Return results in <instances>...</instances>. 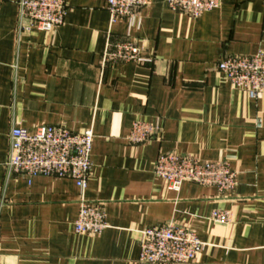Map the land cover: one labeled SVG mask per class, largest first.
I'll return each instance as SVG.
<instances>
[{
    "label": "crops",
    "instance_id": "crops-1",
    "mask_svg": "<svg viewBox=\"0 0 264 264\" xmlns=\"http://www.w3.org/2000/svg\"><path fill=\"white\" fill-rule=\"evenodd\" d=\"M64 24L29 31L18 0H0V264H140L141 232L175 224L206 244L191 264H264V94L251 99L219 71L227 56L264 53V0H222L193 19L151 0L111 23L104 0H65ZM146 43V65L103 66L108 42ZM135 122L157 129L133 145ZM92 130L84 197L109 228L76 234L81 191L70 179L25 178L7 163L14 128ZM162 154L224 162L235 190L155 174ZM216 211L229 223H214Z\"/></svg>",
    "mask_w": 264,
    "mask_h": 264
},
{
    "label": "built area",
    "instance_id": "built-area-1",
    "mask_svg": "<svg viewBox=\"0 0 264 264\" xmlns=\"http://www.w3.org/2000/svg\"><path fill=\"white\" fill-rule=\"evenodd\" d=\"M112 24L122 20L133 23L140 11L151 0H104ZM174 13L198 19L217 11L222 0H165ZM20 18L26 21L29 31L50 33L64 24L65 0H18ZM145 42L120 40L108 42L103 54V66L120 63L146 65L151 62L144 56ZM219 71L229 84L245 91L251 99L264 94V53L253 56H227L218 64ZM157 129L148 123L135 122L128 138L133 145H143L154 139ZM95 135L92 130L81 133L63 127H43L35 132L14 128L10 135V152L7 167L10 173L25 178H54L73 180L81 191V207L75 231L80 236H100L108 228L105 213L84 194L92 174V150ZM155 174L167 189L180 191L185 183L215 187L221 193L235 190L237 174L224 162H202L192 156L162 154L158 157ZM214 223L226 225L229 215L213 213ZM206 244L195 231L167 224L141 232L140 264H191L203 253Z\"/></svg>",
    "mask_w": 264,
    "mask_h": 264
}]
</instances>
